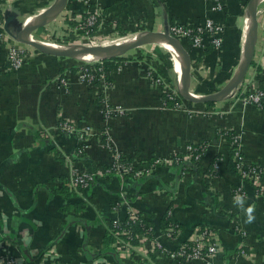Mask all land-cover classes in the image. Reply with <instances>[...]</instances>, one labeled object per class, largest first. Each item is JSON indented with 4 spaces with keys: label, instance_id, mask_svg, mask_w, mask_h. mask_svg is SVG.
Here are the masks:
<instances>
[{
    "label": "crops",
    "instance_id": "1",
    "mask_svg": "<svg viewBox=\"0 0 264 264\" xmlns=\"http://www.w3.org/2000/svg\"><path fill=\"white\" fill-rule=\"evenodd\" d=\"M56 1L0 0V14L4 21L9 12L19 20ZM249 2L70 0L62 14L33 36L40 32L42 40L58 35L68 42L78 40L81 34L69 20L92 12L98 15V35L118 28L164 32L173 23L198 25L212 18L225 28L223 49L187 44L190 90L206 96L221 90L240 66ZM218 4L221 9L215 10ZM263 5L264 1L258 12L256 54L245 79L255 88L264 84ZM13 44L28 55L19 71H11L6 62ZM123 58L111 83L88 84L80 78L87 63L43 54L10 36L0 46V261L15 257L23 264H177L168 252L208 227L218 234L221 251L198 264H264V198L256 189L264 185V108L245 102L241 88L212 107L182 100L180 108H169L163 101L165 90L152 74L179 83L175 65L169 74L165 63L152 62L145 52ZM106 104L124 114L106 121ZM65 122L76 131H62ZM228 132L239 138L246 163L258 164L263 175H251L249 182L231 175L226 158L218 170L210 171L214 159L227 154ZM107 138L112 149L106 146ZM202 142L207 147L199 168L166 162L189 157L188 148ZM115 154L147 171L141 176L100 175ZM78 172L99 176L88 188L74 191L68 182ZM239 186L246 194L245 206L255 209L252 223H246L244 212L233 205ZM167 212L182 227L174 239L159 229ZM129 214L152 219V237L163 249L145 251L142 234L136 237L138 244L131 243L133 248L120 243L123 239L106 248L112 222Z\"/></svg>",
    "mask_w": 264,
    "mask_h": 264
},
{
    "label": "built area",
    "instance_id": "2",
    "mask_svg": "<svg viewBox=\"0 0 264 264\" xmlns=\"http://www.w3.org/2000/svg\"><path fill=\"white\" fill-rule=\"evenodd\" d=\"M221 9L220 4L216 5L214 8ZM248 18V17H247ZM98 15L95 12H92L87 18L83 19L80 18V22L83 23L85 28H91L95 25L97 22ZM247 20V19H246ZM5 21L4 19H0V46L5 44L7 39L9 38V35L6 33L4 29ZM170 34L179 40L186 41L190 43L195 48H204L205 46H212V48L220 52L224 47L225 42V28L220 23H217L214 19L208 18L206 19L202 24H181V23H173L169 26ZM90 32L88 31L86 35H90ZM208 43V44H207ZM28 58L27 53L22 50L20 47L16 45H11L8 49L7 56H6V62L10 66L11 71H19L21 70ZM90 65V64H89ZM80 78L88 83L93 84L94 82H103L106 84V75L103 71L102 67H96L91 68L89 66H85L80 71ZM152 78L154 82L160 86L166 87L167 83L166 80L163 79L160 75L157 73L152 74ZM245 87H241V97L243 100L247 103L254 104L258 106L259 108H264V90H259L255 88V86L251 83H247L245 81ZM165 93L167 95L175 97L177 95V92L174 90H171L170 88H164ZM240 90V89H238ZM181 104H176L175 108H180ZM105 120H109L111 117L124 114V112L119 107H111L109 105H105ZM61 130L68 133H73L76 131L73 125L65 122L61 125ZM107 131H104L101 133V136H105ZM86 133L81 134L80 138L85 139ZM239 138L237 136L234 137L232 146L236 148V154H235V161L237 162V168L239 170V174L241 177L250 178L251 175H260V172L257 170V168H253L249 173H246L244 170L245 166H249L251 164H247L244 157L242 156V152L240 151L239 147ZM106 146L110 149H112V146L110 144V140L107 138V144ZM190 152V156L187 158H175L173 161H166L169 164L176 163L177 165H185L187 167H193L194 161H200L201 154L197 153V148L194 146H190L188 148ZM114 161L111 166L100 172V175H108V174H117L119 176H126L130 175L133 171L134 166H129L124 163H122V157L120 155L115 154L114 155ZM193 160V161H191ZM224 159L221 160V163ZM165 162V163H166ZM161 162L158 161L157 164H160ZM220 168L219 164L215 165V169L218 170ZM147 171V170H145ZM141 168L137 169V171L134 172L133 175L141 176L145 172ZM98 173L95 172H78L72 175L70 178L68 184L69 187L74 191L84 190L88 188L91 184L96 182L99 176ZM263 190L264 185L260 184L258 189V195L263 196ZM236 193H242L243 188L241 186L237 187L235 190ZM169 215L171 216V212H169ZM129 221H136L138 220L139 216L136 214H129L128 216ZM121 221L120 219L114 220V227L118 229V232L115 234L117 237L120 235H126L128 236V239L130 240H124L120 241V243L125 244L128 248H133L131 245L132 243V233L131 230L120 228L121 227ZM180 230H177L175 227L169 228L166 232H164V236L168 239H174L178 234ZM141 237L146 240V242H143L142 246L144 245L145 251H150L149 249L153 250H161L163 249V246L160 244V242L153 238L151 235L150 230L145 231ZM120 239V238H119ZM121 240V239H120ZM221 251V247L219 244V237L216 232L211 228H200L197 230L194 238L191 241L180 243L175 249L172 251H169V255L171 258L176 261L177 264H198L200 261L209 260L214 255L218 254ZM0 264H23L21 261H19L15 257H6L5 259H2L0 261ZM58 264V263H54Z\"/></svg>",
    "mask_w": 264,
    "mask_h": 264
},
{
    "label": "water",
    "instance_id": "3",
    "mask_svg": "<svg viewBox=\"0 0 264 264\" xmlns=\"http://www.w3.org/2000/svg\"><path fill=\"white\" fill-rule=\"evenodd\" d=\"M263 1L264 0H250L248 4V15L250 17L248 33L249 41L247 46L244 47L243 56L238 71L221 90L206 96H200L191 92L190 86L192 60L183 43L170 34L169 28H166L164 32L146 31L138 34L135 36V38L126 40L123 46L118 50L96 48L92 47L91 45H73L71 47H66L65 50H54L47 47L42 41L34 40L33 34L38 29L45 27L47 24H50L52 21H54L65 11L70 2V0H57L48 8L42 10L34 23L27 27L25 26V23L19 22L18 15H15L11 12L6 13L4 29L6 33L17 42L31 46L43 54L74 59L79 58L80 55L100 56V60L119 58L123 57L128 52L136 48L151 45L152 43L167 42L180 55L182 61L181 73L179 74L178 79L180 96L183 98V100L190 103L208 104L217 103L224 100L226 97L233 94L234 91L238 90L244 83L256 54L259 28L258 12L259 6ZM13 24L16 25L15 30L12 29Z\"/></svg>",
    "mask_w": 264,
    "mask_h": 264
},
{
    "label": "trees",
    "instance_id": "4",
    "mask_svg": "<svg viewBox=\"0 0 264 264\" xmlns=\"http://www.w3.org/2000/svg\"><path fill=\"white\" fill-rule=\"evenodd\" d=\"M88 15H84L83 16V21L85 18H87ZM0 19H4V15L3 14H0ZM69 24L70 26H76L78 28V31L80 34L82 35H86V33L89 31L90 35H93L96 33V31L98 30V22L95 23V25L91 28H85L83 23L80 22V20H69ZM119 31H122L121 29L118 28ZM184 47L187 49V44H189L188 42L186 41H182L180 40ZM124 61V58L123 57H119V58H112V59H104L102 60L100 63H97L96 66L97 67H102L103 68V71L106 75V82L108 83H111L112 82V74L114 72H116L119 68V66L121 65V63ZM83 63V62H81ZM85 66H88V64H86ZM257 89L259 90H264V84L263 83H260L256 86ZM183 98L180 96V94L178 93L175 97H173L172 99V96L170 95H163V101L164 103L166 104V106H168L169 108H173L176 106V104H181ZM208 107H212L215 105V103H208L206 104ZM234 137H235V134L233 132H228V133H225L224 134V138L226 139V145H225V148H226V151H227V154L226 156L224 157L223 155H218L212 165H211V172L214 173V169H215V165L216 164H219L221 165V160L222 159H225L226 158V161H227V169H228V172L231 174V175H234V176H240L241 175L239 174V170H238V164L237 162L235 161V154H236V148L232 146V143H233V140H234ZM195 148H197V153L196 154H203L204 151H205V148L207 147V143L206 142H202L200 145H194ZM242 154V153H241ZM243 156V154H242ZM122 163L126 164V165H129L131 166L132 165V161H124L122 160L121 161ZM195 164L194 166H196V168H199V162L198 161H194ZM150 163L147 164V167H150ZM253 168H257V170L260 172V176L263 175V169L258 165V164H251V165H247L244 167V170L246 173H249ZM138 168L134 167L133 168V171L130 175H133L135 171H137ZM243 180L249 182L250 181V178H243L241 177ZM237 187L234 189L236 190ZM257 189V192H258V189L259 187H256ZM64 192H68L67 189H63ZM263 198H264V190H263V194H262ZM65 197L66 199L69 197L68 194H65ZM73 206V208H77V205H67L66 204V207H71ZM65 207V208H66ZM64 208V210H65ZM67 211V209H66ZM154 226H155V223L149 219H146L144 218L143 216L139 215V218L138 220L136 221H129L128 220V217H126L124 220L121 221V229L122 228H125V229H128V230H131V233H132V243H135V244H138V239L136 238L138 235L140 234H143L145 231L147 230H150L151 232V235L154 236ZM175 227L177 230H182V227L181 225L176 222L175 220L172 219V217L169 215V212H167L163 218L160 220V223H159V229L163 232H166L169 228H173ZM118 232V229L114 227V221L112 222L111 226H110V230L105 238V246L106 248H110L111 245H113L117 239H123V240H130L128 239V236L126 235H120L119 237H117L115 234ZM119 264V263H117Z\"/></svg>",
    "mask_w": 264,
    "mask_h": 264
},
{
    "label": "rangeland",
    "instance_id": "5",
    "mask_svg": "<svg viewBox=\"0 0 264 264\" xmlns=\"http://www.w3.org/2000/svg\"><path fill=\"white\" fill-rule=\"evenodd\" d=\"M264 6V5H263ZM263 6H262V10H263ZM32 15V14H31ZM24 17H21L19 19V22L20 23H23L24 21ZM143 32H132V31H128V30H122V31H117V29L113 30L112 32L111 31H108V32H105L104 34L102 35H98V34H93V35H82L80 36V39L76 40V39H73L72 41H67L64 37L62 36H59L58 37H46L48 38L50 41H47V40H41L40 39V36L41 33H37L36 36H33V39L34 40H37V41H45L47 43H50V44H57V45H60V46H63V47H71L73 45H84V46H88V45H92V44H96L97 46H102V45H105L107 43H112V42H117V43H124L126 40L128 39H131L135 36H137L138 34H141ZM43 34V33H42ZM62 35V34H60ZM39 36V37H37ZM70 38V37H69ZM72 38V37H71ZM148 47H140V48H137L135 49L134 51H130L126 54V56H133L135 54H138V52L141 51V53H146L148 54L150 57H151V61L152 62H156V63H161L160 65H162L163 63H165V67L168 68V73L170 74L171 72V69L174 70L172 68V65L173 64V55L170 54L168 51H166L163 46L159 43H152L151 45H146ZM145 50V51H144ZM78 61V60H77ZM75 60V62H77ZM102 60H99L97 62H94V63H91L92 65L93 64H97V63H100ZM80 62V61H79ZM89 64V63H87ZM240 67V66H239ZM239 69V68H238ZM238 71V70H237ZM172 75V74H171ZM178 81V80H177ZM167 83V82H166ZM176 85V86H175ZM245 81L244 83L240 86V88L242 87H245ZM175 86V87H173ZM166 87L168 88H173L172 90L176 91L177 88H179V83H167ZM163 86V88H166ZM234 92H237L234 91Z\"/></svg>",
    "mask_w": 264,
    "mask_h": 264
},
{
    "label": "bare ground",
    "instance_id": "6",
    "mask_svg": "<svg viewBox=\"0 0 264 264\" xmlns=\"http://www.w3.org/2000/svg\"><path fill=\"white\" fill-rule=\"evenodd\" d=\"M38 15L39 14H32V15L25 16V18L23 20L24 21L23 23H25V26L27 27V26H30L31 24H33ZM249 20H250V17L248 15V18H247V37H248V33H249ZM247 37L245 38L244 47L247 46L248 41H249V39H248L249 37L248 38ZM133 38H135V37H133ZM42 42L47 47L52 48L54 50H65L66 49V46L63 47V46H60V45H57V44H50V43H47L45 41H42ZM158 43L161 44L166 51H168L170 54L173 55L175 69H176V72L179 75L181 73V68H182V61H181L180 55L171 47V45L169 43H167V42H158ZM123 44L122 43H117V42H112V43L110 42V43H107V44L102 45V46H97L96 44H92L91 46L92 47H96V48H107V49H116V50H118V49H120L123 46ZM76 60H78L80 62H83V63L91 64V63L99 61L100 60V56L80 55L79 58H77Z\"/></svg>",
    "mask_w": 264,
    "mask_h": 264
},
{
    "label": "clouds",
    "instance_id": "7",
    "mask_svg": "<svg viewBox=\"0 0 264 264\" xmlns=\"http://www.w3.org/2000/svg\"><path fill=\"white\" fill-rule=\"evenodd\" d=\"M245 204H246V194H242V193L234 194L233 205L244 212L246 216V221H245L246 223H252L255 220V216H254L255 209L253 206L251 205L245 206Z\"/></svg>",
    "mask_w": 264,
    "mask_h": 264
}]
</instances>
